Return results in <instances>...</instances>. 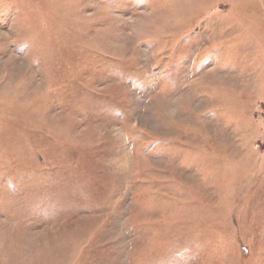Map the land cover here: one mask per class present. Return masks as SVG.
<instances>
[{
    "label": "rangeland",
    "instance_id": "374dc122",
    "mask_svg": "<svg viewBox=\"0 0 264 264\" xmlns=\"http://www.w3.org/2000/svg\"><path fill=\"white\" fill-rule=\"evenodd\" d=\"M0 264H264V0H0Z\"/></svg>",
    "mask_w": 264,
    "mask_h": 264
}]
</instances>
